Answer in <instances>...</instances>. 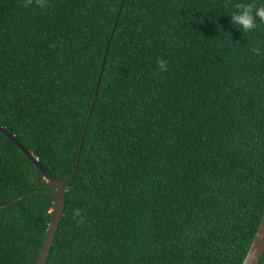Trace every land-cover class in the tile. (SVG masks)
I'll list each match as a JSON object with an SVG mask.
<instances>
[{
    "label": "trees",
    "instance_id": "obj_1",
    "mask_svg": "<svg viewBox=\"0 0 264 264\" xmlns=\"http://www.w3.org/2000/svg\"><path fill=\"white\" fill-rule=\"evenodd\" d=\"M238 2L0 0V124L57 178L82 146L46 264L243 263L264 212V23L232 27ZM52 188L0 130V207L22 198L0 210V264H37L55 196L29 193Z\"/></svg>",
    "mask_w": 264,
    "mask_h": 264
},
{
    "label": "water",
    "instance_id": "obj_2",
    "mask_svg": "<svg viewBox=\"0 0 264 264\" xmlns=\"http://www.w3.org/2000/svg\"><path fill=\"white\" fill-rule=\"evenodd\" d=\"M111 39L109 40L110 43ZM109 49V45L107 46L106 49V53L108 52ZM106 59V58H105ZM105 59L103 62V66L100 72V76H99V80H98V84H97V88H96V93H95V97L93 99L91 108H90V112L87 118V122H86V127L84 129V135L92 114V111L94 109L96 100H97V96H98V90H99V85H100V81L102 78V74H103V69L105 66ZM0 130L7 136L9 137L17 146H19L23 152L30 158V160L36 165V167L42 172V174L44 175V177L51 182L53 188L50 190H37L34 192H31L29 194H36V193H41V192H48L51 193L55 196V200H54V209H53V214H52V219L49 225V228L47 230V234H46V239L45 242L43 244L40 256L38 258L37 264H46L49 254L51 252V249L53 247L54 244V240H55V236L57 234L58 228L60 226L62 217L64 216V212H65V205H66V196H67V183L71 180V178L74 176L78 164H79V159H80V155H81V150H82V146L80 147L79 153H78V158L75 164V168L72 171L71 175L68 176L67 178H57L56 176H54L39 160V158L34 155L33 152H31L30 150H28L16 137V135H14L13 133H11L6 127H4L3 125L0 124ZM83 142V139H82ZM29 194H27L26 196H28ZM24 196V197H26ZM22 198L16 199L11 201L8 204H5L3 206L0 207V210L8 207L9 205H12L14 203H16L18 200H20ZM264 254V212H263V216L262 219L260 221V224L257 228V231L255 233V236L252 240L251 246L244 258V261L242 264H259L261 257Z\"/></svg>",
    "mask_w": 264,
    "mask_h": 264
},
{
    "label": "clouds",
    "instance_id": "obj_3",
    "mask_svg": "<svg viewBox=\"0 0 264 264\" xmlns=\"http://www.w3.org/2000/svg\"><path fill=\"white\" fill-rule=\"evenodd\" d=\"M28 2L31 3V0H28ZM37 3L40 8L48 6V0H37ZM234 7L236 11L229 14L231 25L232 27L235 25L234 28L240 30L243 34L256 29L258 23H264V0H249V2L240 0ZM251 51L256 55H264V47L260 45H254ZM158 64L161 72L167 71L168 65L164 60H159ZM73 216L82 222L80 209H74Z\"/></svg>",
    "mask_w": 264,
    "mask_h": 264
}]
</instances>
